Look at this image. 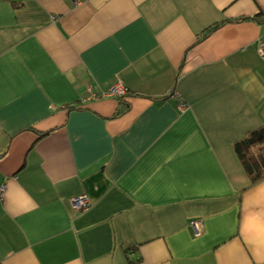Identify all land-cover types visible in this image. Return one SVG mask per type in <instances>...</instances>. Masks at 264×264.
<instances>
[{
    "label": "crops",
    "instance_id": "1",
    "mask_svg": "<svg viewBox=\"0 0 264 264\" xmlns=\"http://www.w3.org/2000/svg\"><path fill=\"white\" fill-rule=\"evenodd\" d=\"M259 13L0 0V264H264V179L234 147L264 129Z\"/></svg>",
    "mask_w": 264,
    "mask_h": 264
},
{
    "label": "trees",
    "instance_id": "2",
    "mask_svg": "<svg viewBox=\"0 0 264 264\" xmlns=\"http://www.w3.org/2000/svg\"><path fill=\"white\" fill-rule=\"evenodd\" d=\"M264 14L259 13L253 19L263 18ZM220 24L214 25L205 33L203 37L208 36L212 31L216 30ZM130 92L126 96L116 97L122 105L120 111L123 112L128 108L127 99ZM235 150L253 183H258L264 179V129H258L249 132L244 138L237 141L234 145Z\"/></svg>",
    "mask_w": 264,
    "mask_h": 264
},
{
    "label": "built area",
    "instance_id": "3",
    "mask_svg": "<svg viewBox=\"0 0 264 264\" xmlns=\"http://www.w3.org/2000/svg\"><path fill=\"white\" fill-rule=\"evenodd\" d=\"M259 52H260L261 57L264 59V42H261L259 44ZM88 90L91 94L90 99L97 98L96 93H94L92 89H88ZM127 94H128V88H126L122 84H117L113 88H111V90L109 91L108 94H106V96L116 98V97L126 96ZM5 191H6V185L1 184L0 185V201L4 198ZM90 205H91V201L86 196L77 197L72 200V207L76 211L86 210L90 207ZM192 226L195 228L196 236H200L202 223L200 221H195L192 223Z\"/></svg>",
    "mask_w": 264,
    "mask_h": 264
},
{
    "label": "rangeland",
    "instance_id": "4",
    "mask_svg": "<svg viewBox=\"0 0 264 264\" xmlns=\"http://www.w3.org/2000/svg\"><path fill=\"white\" fill-rule=\"evenodd\" d=\"M261 42H264V41H261ZM261 42H260V43H261ZM260 43H259V44H260ZM262 59H263V58H262ZM263 60H264V59H263Z\"/></svg>",
    "mask_w": 264,
    "mask_h": 264
}]
</instances>
